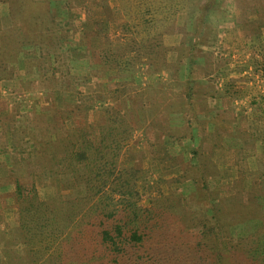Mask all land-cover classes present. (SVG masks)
Here are the masks:
<instances>
[{
	"label": "rangeland",
	"instance_id": "obj_1",
	"mask_svg": "<svg viewBox=\"0 0 264 264\" xmlns=\"http://www.w3.org/2000/svg\"><path fill=\"white\" fill-rule=\"evenodd\" d=\"M125 1L51 0L48 7L63 20L59 35L65 43L61 45L64 62L53 60L56 71L48 75L53 80L41 78L35 65L28 69V61L40 52L26 46L18 61L10 64L11 76L0 81V102H5L0 107V151H6L0 152V264H41L52 250L49 264H72L57 238L80 237L81 215L88 211L94 216L108 196L106 210L115 214L110 224L125 215L119 212L122 201L128 207L125 213L138 211L140 224L148 218L150 227H155L138 252L149 251L146 264H203L204 237L211 236L206 230L217 221L210 219L217 213L212 203L224 200V205L232 196L245 199L250 192L264 195V0H249L256 9L252 14L242 12L246 0H213L208 13L195 3L209 0H134L135 8L128 13ZM234 10L241 17L240 26L221 32L219 21ZM10 11L9 3L0 4L2 31H15ZM130 13L135 16L129 17ZM205 17L209 21L200 33L199 20ZM126 22L129 27L139 24L138 32L124 27ZM33 24L26 28L31 26L33 31ZM127 34L146 39L144 54L129 50ZM201 34L205 35L201 42L194 44ZM158 35L166 49L155 53ZM101 52L113 64L109 70L101 64ZM113 58L118 62H112ZM22 116L25 122L34 118L32 140L46 139V146L40 148L47 155L40 156V150V158H31L30 166L18 169L7 144L13 135L10 118ZM110 129L113 136L104 158L94 155L102 170L83 160L70 161L66 144L75 146V136L82 141L78 153H85L89 160ZM231 130L246 135V144L237 138L224 149V135ZM84 132L90 134L91 149L82 137ZM54 154L58 160L50 159ZM42 160L55 165L58 174L38 173ZM72 162L79 171H69L64 181ZM17 182L23 192L34 191L36 201L47 204L43 212L54 209V198L71 201L67 215L62 216L70 219L69 228L64 229L62 220L63 232L53 237L38 233L39 218L34 213L41 211L32 206L22 217L21 210L31 205L32 196L28 200L24 194L27 201L22 202ZM82 189L80 197L76 190ZM208 192L215 199L209 204L203 200ZM81 205L80 214L70 213ZM222 214L218 210L217 216ZM246 224L236 229L251 232ZM88 230L83 246L97 253L101 250L97 251L100 241L95 227ZM262 231L258 236L264 237ZM50 240L53 248H45ZM196 246L201 253L194 252ZM234 252L225 256L223 264H245L238 259L242 247Z\"/></svg>",
	"mask_w": 264,
	"mask_h": 264
},
{
	"label": "trees",
	"instance_id": "obj_2",
	"mask_svg": "<svg viewBox=\"0 0 264 264\" xmlns=\"http://www.w3.org/2000/svg\"><path fill=\"white\" fill-rule=\"evenodd\" d=\"M50 1L51 0H0V4L6 2L10 4V16L13 24L15 23L16 25L14 32L2 31L0 29V81L11 76L10 64L18 61L21 52L24 51V48L26 49V46L27 48L28 46L38 48L40 52L39 55L34 56L33 59L28 61V69H30L31 65H35L40 71L41 78L46 77L53 80V77H48V75L52 74L54 76L55 74V68L52 69L54 67L52 66L53 60L56 63L59 62L58 64L64 62L65 55L64 53H62L61 45L64 44L65 46V43H62V35H59V32L61 30L60 28L63 27V20L56 14L55 11L54 13L49 8ZM133 1L134 0H126L124 2L126 4L125 10L127 13L130 9L135 8V6L132 4ZM250 1L246 0L247 6L241 8L242 12L244 11L246 12V14H252L253 12H256V9H252L253 2ZM212 2L213 0H209L207 4H203V2L201 4L200 1H198L195 3V7H199L202 5V12L208 13L210 9L209 4H212ZM142 12L143 11H141V16ZM229 14L232 15L229 16ZM229 14L223 21H219L218 23V28L223 33L229 31L231 28L240 26L241 23V17L238 16L239 14H235V10L233 12L230 11ZM73 15L74 14L72 13L71 16ZM128 16L131 17L135 15L133 13H130V15ZM244 18L245 22H247V17ZM32 20L35 21V25L33 24ZM208 21L209 20L207 17L199 20V25L202 29L200 33L206 30L205 26ZM28 23H32L34 25L33 31H30L31 26H29V29L26 28V25ZM20 24H23L24 30L20 27ZM129 24L130 23L126 22L124 24V27L131 29L134 28L133 31L137 33L139 24L137 23L138 25L136 27L133 23V27H129ZM127 36L128 37L125 38L127 39L130 47L129 50L133 51L136 48L137 50H135L138 52L140 51L141 55L144 54V51L146 49L143 48L147 45L146 39L144 40L143 37L138 38L137 36L136 39L130 38L128 34ZM204 36L203 34L196 36L194 39V44H198L199 42H201L200 39ZM56 40L60 44L58 47L55 43ZM154 42H158L156 46L159 47V50L155 51V53L164 51V49H166V47L163 46L164 44L162 42V39L160 40L159 35L155 38ZM101 58V64L103 65L105 70H109L111 67H113V64L109 61V55L106 54V52H101ZM112 62L117 63L118 61H115L113 58ZM148 64L151 65L150 63ZM0 103V107H3L2 103L5 102ZM22 117L20 119L15 118L14 120L10 118V121L12 123L13 135L12 140H9V143L7 144L10 147L9 153L12 156V164H14V166H19L18 169L22 168L23 164H28V166H30L31 158H40L38 154L41 150L40 147H45V142L47 141L46 139L38 141L32 140L33 135H31V120H34V118L30 116V118L28 117L29 122H25L27 118L25 119L24 117ZM24 124L26 126H23ZM89 128L91 129L92 127L89 126ZM111 135L112 130L110 129V131H108L106 140H101L102 145L100 147L97 146L98 148H95L92 151V157L89 160L85 157V153H78L82 141H79V143L76 139V136L74 137V139L76 140L74 144L75 146L66 144L67 150H65V152L69 153L70 161H72L71 158L75 160L78 159V162L83 160L87 162V166L91 165L96 168V171L98 169L102 170L101 165L98 163V159H96V156L94 155H101L102 158H104L106 154L105 147L109 144L108 139L113 136ZM82 137L84 139H88L87 149H91L89 138L90 134L87 133L86 135V133L84 132ZM1 150L2 151L0 152H6L5 149ZM14 154L16 157H13ZM46 155L47 152L42 149L40 152V156L45 157ZM54 157H51L50 159L58 160L56 157ZM61 160L65 161L64 159ZM76 164L72 162V164H69L66 167L67 177H64V179L62 180L67 181L69 179L68 176H70V172L76 173L77 171H79L78 165ZM36 171L46 177L48 174L50 176H55L60 170H58L55 165L48 166L46 161L42 160ZM16 184L18 187V196L20 197V199H22V202L27 201L24 198V194L28 196V200L29 196H32V198H30L32 200V203L30 202L31 205H28L26 208H23L21 210L22 217L24 218L29 214V209H31L32 206H34L35 209H40L41 211V214H39V210L34 213V216L38 215L39 218L36 225V228L39 231L38 233H42V236L44 237H53L52 234L63 232L64 229L66 230L69 228L68 221H70V219L68 217L63 219L62 216L67 215L66 210L67 207L70 206L71 201H69L68 199L66 200L62 197L54 198L53 200H51V202L54 204V209L48 211L47 214L46 212H43L47 211L48 208H45L47 204L44 202H37L36 193H34V191L30 192L32 194L29 195V193H27L26 191L23 192V189L18 182ZM83 190L84 189H82L81 191L76 190L77 195L81 197ZM245 195V199L243 198V196H232L231 198L225 200L226 203L224 205V200H218L217 202L215 201L216 203H212L213 199L210 196V192H208L206 195H203V200L205 202L208 201L209 204L211 201L212 204L216 205V207H213V210L215 211V213L217 212L210 218L211 220H217L215 225L213 221L212 223L214 226H209V230H206L207 233H209L211 236H203L207 244L206 247H204L206 260L203 264H223L225 261V256L234 255V251H236L238 247H242V249L244 250V252H242V254L238 257V259L244 261L245 264H264V237L263 235L258 236V233L264 229V195L257 197L254 192H250L248 193V195ZM107 200H111V198L109 196L104 198L103 208L93 211L95 217L88 211L81 215V220H79V223L77 225L80 237H58L57 244L61 247H66L68 252L65 256H67L68 260H73L72 264H146L147 261H149V258H151V255H149V251L147 250V252L143 254H140L138 252L143 243L147 244L148 242V240L145 239L146 234L150 235L152 232H154L155 227H150L148 218L147 223L141 222L140 224L138 211L132 210L125 213L128 210V207H126V204H124L122 201L119 203V209L122 206L119 212L120 214L124 213L125 215L110 224L109 219L110 217H114L115 214L112 211H107L109 209V204L105 203L107 202ZM241 200L245 201L246 204H243V201ZM76 202L77 200L73 201V204H75ZM220 203H222L224 210L219 205ZM83 209L84 206L81 205L71 210L70 213L78 215ZM220 209L223 212L222 217H220V215L217 216L218 210ZM227 217H229L230 220H228L229 218L224 219ZM220 218H223L224 220ZM62 220H64V229H61L60 225ZM93 220L96 221L93 222ZM248 222L250 224H246ZM241 224L250 225L251 232L243 229H236L237 227H240ZM91 227H95L96 231H94L96 233V237L100 241L97 251H101H98L97 253L89 251L86 247L83 246L85 243V239L87 238L86 236L89 234L88 229H90ZM229 230L231 235L229 233ZM202 232L203 235H205V231L203 229ZM203 237L198 238L202 240ZM222 237L226 238L224 239ZM229 237H238L239 241L235 243L234 240L232 238L230 239ZM244 237H255V239L252 240ZM50 241L47 245H45V248H53L54 241ZM193 250L196 253H201V250L198 246H196L195 249L193 248ZM51 254H53V250L51 251V253L47 254L46 257H44L45 260L41 264H49L48 258H50ZM84 257H86V259H84ZM36 260L37 258H35L34 260L35 263ZM84 260H86L87 262H84Z\"/></svg>",
	"mask_w": 264,
	"mask_h": 264
},
{
	"label": "crops",
	"instance_id": "obj_3",
	"mask_svg": "<svg viewBox=\"0 0 264 264\" xmlns=\"http://www.w3.org/2000/svg\"><path fill=\"white\" fill-rule=\"evenodd\" d=\"M1 123V122H0ZM1 125V124H0ZM1 127V126H0ZM1 129V128H0ZM234 129V128H233ZM241 130V129H240ZM240 130H236L235 132L233 131V130H231L232 132L230 133L229 131H227L226 133H225V135H224V142L222 143V145L224 146V149H225V147H226V144H230L232 141H235L237 138H241V139H243V143H244V145L246 144V141L244 140L245 138V136L246 135H242V133H241V131ZM232 138V139H231ZM230 140H231V142H230ZM238 140V139H237ZM223 150V149H222ZM221 150V151H222ZM216 152H219V150H217ZM220 153H223V152H220ZM224 154V153H223Z\"/></svg>",
	"mask_w": 264,
	"mask_h": 264
}]
</instances>
